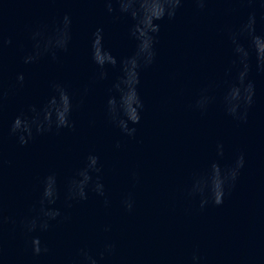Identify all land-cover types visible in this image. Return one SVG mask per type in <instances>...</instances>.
<instances>
[{"label":"water","instance_id":"water-1","mask_svg":"<svg viewBox=\"0 0 264 264\" xmlns=\"http://www.w3.org/2000/svg\"><path fill=\"white\" fill-rule=\"evenodd\" d=\"M253 12L256 33L264 35V0H208L203 9L184 0L174 19L158 21L155 60L140 69L141 120L129 125L137 129L129 136L107 112L108 99L119 98L114 85L120 65L109 66L100 79L91 44L102 27L106 48L123 61L136 52L130 35L135 21L108 13L103 0H0V37L12 40L0 49V264H84L81 249L98 264H264V71L254 52L248 79L256 92L247 120L230 115L224 102L242 70L232 34L250 45L240 30ZM65 14L72 20L68 50L25 64L35 52L32 34L52 35ZM56 83L72 95L74 130H34L21 145L10 131L14 119L37 113L43 119L58 95ZM205 97L201 109L197 102ZM240 154L245 166L224 203L201 208L202 197L193 190L197 179L212 163L230 166ZM89 155L99 157L101 171L92 173L86 200H68ZM50 174L60 196L48 207L61 216L47 231L26 235L21 221L39 213ZM97 177L104 195L94 190ZM129 198L131 211L124 204ZM32 236L49 251L35 256ZM109 244L115 245L110 254Z\"/></svg>","mask_w":264,"mask_h":264},{"label":"clouds","instance_id":"clouds-1","mask_svg":"<svg viewBox=\"0 0 264 264\" xmlns=\"http://www.w3.org/2000/svg\"><path fill=\"white\" fill-rule=\"evenodd\" d=\"M107 6L108 13L128 15L135 23L130 29V35L137 41V48L134 55L126 57L123 61L117 59L112 51L105 46V33L102 27H98L92 33V60L101 70L100 79H106L108 76L107 68L120 65L122 75L114 85L119 93V98L111 96L107 101V112L110 120L115 123L125 134L134 136L137 129L129 125L139 124L141 120V110L144 108L143 100L140 97L138 86L140 84V69L142 66L151 65L156 57L155 45L157 37L161 30V24L165 18L174 19L177 11L180 9L184 0H103ZM208 0H195V3L203 9ZM118 5V9L114 7ZM71 17L67 14L63 17L62 26H58L54 33L46 38L41 32H34L32 39L36 41L35 52L24 57V63L30 64L37 61L42 55L51 53L53 59H56L57 50H68L71 40ZM256 15L255 12L249 15L248 21L241 28V33L247 34L250 45L239 43V33L232 34V43L235 45L234 52L240 58L242 70L238 74L237 83L233 84L224 97L227 111L234 118L247 120L248 109L254 104L255 83L248 79L251 71L249 59L252 53H255L257 67L264 71V35L256 33ZM40 39H37V38ZM4 44L11 45L12 40H4L0 37V49ZM25 77L23 73L17 76V80L23 84ZM58 95L53 96L48 106L44 109L43 119L37 113L33 116L21 114L17 116L11 126V134L17 135L21 145H27L30 139L34 138L35 133L52 131L53 125L57 130L73 129L75 123L70 119L73 110V98L68 89L59 83L53 85ZM208 98H202L197 102L201 109L206 108ZM244 105V112L241 115L239 109ZM35 113V107L32 108ZM53 113L55 120L53 121ZM119 147V145H117ZM224 155L223 145H219V153ZM99 157L89 155L88 164L78 173V180H73L68 191V200H86L88 198L87 187L92 182V173H99L101 168ZM245 166V157L240 154L234 163L230 166L222 167L219 162L211 165L210 172L199 179L194 185V192H198L201 199V208L211 202L214 205H222L228 191L235 187L236 181L240 176L241 169ZM44 191L39 201V213L32 217H26L21 221L25 234L35 233L37 231H47L51 227V221L61 216L59 209L49 208L59 199L60 193L55 174H50L45 178ZM94 190L100 195H104V185L96 178ZM126 208L131 211L133 202L129 198L124 201ZM13 223H15L13 221ZM3 216L2 207H0V228H2ZM29 244L35 256L49 251L48 247L42 243L39 236H32ZM115 245L106 246V252L109 254L114 250ZM3 248L0 244V254ZM84 264H98V260L84 249H81ZM104 253H101L103 258ZM199 260L198 256L193 257Z\"/></svg>","mask_w":264,"mask_h":264}]
</instances>
